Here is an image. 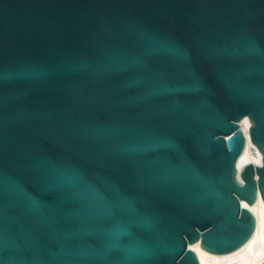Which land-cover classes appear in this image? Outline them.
<instances>
[{
    "label": "water",
    "instance_id": "obj_1",
    "mask_svg": "<svg viewBox=\"0 0 264 264\" xmlns=\"http://www.w3.org/2000/svg\"><path fill=\"white\" fill-rule=\"evenodd\" d=\"M259 195L264 0H0V264H255Z\"/></svg>",
    "mask_w": 264,
    "mask_h": 264
},
{
    "label": "bare ground",
    "instance_id": "obj_2",
    "mask_svg": "<svg viewBox=\"0 0 264 264\" xmlns=\"http://www.w3.org/2000/svg\"><path fill=\"white\" fill-rule=\"evenodd\" d=\"M250 162L258 163V159L252 158V159H250ZM263 204H264V201H263L262 197L259 195L258 200L256 202V205L259 206V210H260L261 225H262V233H261L262 238H264V209H263ZM262 262H264V259L260 260L259 262L255 263V264H261Z\"/></svg>",
    "mask_w": 264,
    "mask_h": 264
}]
</instances>
